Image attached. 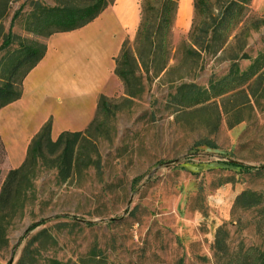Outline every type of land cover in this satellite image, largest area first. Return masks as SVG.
Wrapping results in <instances>:
<instances>
[{
  "label": "rangeland",
  "instance_id": "rangeland-1",
  "mask_svg": "<svg viewBox=\"0 0 264 264\" xmlns=\"http://www.w3.org/2000/svg\"><path fill=\"white\" fill-rule=\"evenodd\" d=\"M32 1L57 4L12 2L2 20L0 46L19 9L12 32L46 43L26 29ZM135 3L140 16V0ZM263 7L264 0L248 3L235 33L243 32L240 39L231 37L218 53L199 55L186 52L194 8L193 0H181L167 68L160 73L140 69L143 93L136 99L128 100L121 80L109 90L112 112L98 113L87 140L80 141L82 153L99 159V166L66 182L56 170H37L33 194L8 230V247L0 250V264H17L43 230L47 234L35 245L41 250L39 264L45 259L81 263L91 254L106 264H230L251 247L263 249L264 200L249 210L236 209L234 203L243 191L264 199V99L256 102L242 93L187 110L171 104L182 84L208 87L228 74L234 58L244 71L264 52ZM125 42L136 57V31ZM18 47L16 42L0 53V85L1 59ZM244 55L249 59H241ZM5 162L3 154L0 189ZM219 228L228 233L227 254L213 249Z\"/></svg>",
  "mask_w": 264,
  "mask_h": 264
},
{
  "label": "trees",
  "instance_id": "trees-1",
  "mask_svg": "<svg viewBox=\"0 0 264 264\" xmlns=\"http://www.w3.org/2000/svg\"><path fill=\"white\" fill-rule=\"evenodd\" d=\"M17 0H0V33L3 32L2 20L9 6ZM254 0H193L194 22L189 33L191 45L186 52L199 55L204 52L218 53L241 24V15L245 6ZM116 0H57L55 6H47L40 1H32V11L27 23V31L45 38L54 34L67 33L84 28L96 20ZM180 0H140V23L136 33V57L123 44L122 52L116 59V75L123 82L128 100L143 93V77L140 69L147 73L155 68L157 73L168 66L170 53L169 39L177 19ZM21 14L19 9L13 16L11 29L3 38L0 53L8 51L18 43L19 47L1 59L3 82L0 85V110L21 99L23 82L28 74L44 59L47 44L38 40L23 38L12 32L13 24ZM8 54V53H7ZM241 59H249L244 55ZM222 78L211 80L208 87L195 83H185L171 96V104L179 110H187L225 97L247 93L258 102L264 99V52L252 61L246 70H241L239 58ZM114 107L106 96L102 95L98 103V113L109 114ZM97 113V115H98ZM97 117V116H96ZM96 119V118H95ZM241 121L230 123L234 127ZM95 120L83 131L62 132L56 140L52 139V121L49 120L32 139L23 164L7 172L0 189V250L8 247V230L13 221L24 211L33 190L34 179L39 168L56 170L61 182H66L83 169L97 164L90 155L82 153L80 141L87 140ZM6 156L0 137V159ZM1 176V170H0ZM228 183V182H227ZM263 194L251 191L241 192L235 199L234 208L245 210L259 207L263 203ZM47 234L46 230L35 235L27 244L17 264H39L41 250L35 245ZM227 231L219 228L213 249L217 254H227ZM244 259L249 264H264V248L251 247L245 256L235 257L230 264H240ZM45 264H106L99 255L91 254L81 263L62 262L57 259H45Z\"/></svg>",
  "mask_w": 264,
  "mask_h": 264
},
{
  "label": "crops",
  "instance_id": "crops-1",
  "mask_svg": "<svg viewBox=\"0 0 264 264\" xmlns=\"http://www.w3.org/2000/svg\"><path fill=\"white\" fill-rule=\"evenodd\" d=\"M139 23L135 0H116L84 28L46 40V56L25 78L21 99L0 110L7 172L23 164L32 139L49 120L53 140L62 132L90 126L100 97L120 82L116 59L129 34L137 33Z\"/></svg>",
  "mask_w": 264,
  "mask_h": 264
}]
</instances>
